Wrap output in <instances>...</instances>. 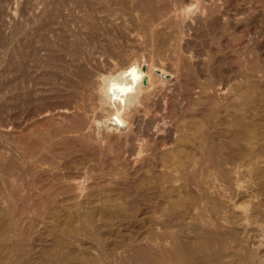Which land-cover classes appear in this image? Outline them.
<instances>
[{"label": "rangeland", "instance_id": "obj_1", "mask_svg": "<svg viewBox=\"0 0 264 264\" xmlns=\"http://www.w3.org/2000/svg\"><path fill=\"white\" fill-rule=\"evenodd\" d=\"M53 1L56 2V0H45V1L44 0H42V1L41 0H33V1L32 0H0V168H1L0 180H2V183H0V187L2 185V187L0 188L1 189L0 195L2 193V196H0V200L3 201V202L0 201V205H1L0 206V208H1L0 209V215H2V216H0L1 217L0 222L3 223L2 224L3 226H1V223H0V226H1L0 227V264H179V262H178L179 255H176V256L174 255V257H173V256H171V253L169 251L170 250L169 248L171 245L170 244L171 236H169V238H168V236H164L163 238H161V240H159V238H157V233H156V230L154 228V220H155L154 218L156 217V215H158L160 213V210H159V212L157 210V213H156L152 204L150 206L147 205L148 208L142 209L141 207H139L140 203L138 201L140 199V196L137 197L138 199L137 198L132 199L135 197L134 195H136V194H132V192H134V190L127 188V186L130 184V180L133 181V179L134 180L136 179L135 181H133L134 182L133 185L136 182V184L133 187L137 188V186H139L140 182L147 178L145 175L148 174V172H147L148 168L147 167H142V168L138 167L137 171H133L134 168L130 167L131 166L130 163H128V165H129V167H128V165L126 163L123 164V162L120 160H118V162L117 161L115 162L114 160H110L108 155L106 156L105 153L99 152L100 149L98 148V141L100 139H97L95 137V132H94L95 129L92 126L91 121H90V117L92 115L98 116L99 111L96 110L95 111L96 113H93V114L91 111H87L86 113H83V111L75 109V108L70 109L66 113L61 109L59 110V108H55V110H52V112L50 114H46V112L43 111V110H45L46 105L54 107V105L56 106L57 104H62L63 101L66 100V96H63L64 93L71 91V90H74V91L79 90V91L83 92L84 94L87 93L91 96L93 95V98H94V95H95L94 92L96 93V86H97V81L95 79L97 76V73L104 72L106 70H113V69H115L116 66L126 67L127 64L129 63L128 61L129 60H130V62L133 61L134 60L133 58L143 59V58H146V56H147L146 59L147 60L149 59V57H150L149 53H148L149 49L145 47L146 36H145L144 32L142 33V31H143L142 24H141V21L139 20V14H138L136 5H135L133 0H99V1L93 0V3L98 4V5H93V3L90 2L89 0H86L88 2V4L84 0H81V1L79 0V2L81 4L78 3L77 0L76 1L73 0V2L70 0L72 2L71 4H70L69 0H61V1L58 0L59 4L56 2V5L54 4L55 6H53ZM145 1L149 2V0H145ZM160 1L162 4H163V2H165V0H160ZM233 1L234 0L229 1V2L232 3ZM235 1H234V3H232V5H237L238 2L242 3L241 0H239V1L235 0ZM244 1L247 2V4L250 6L249 11L246 10L249 13H247L246 11L239 13L238 14L239 16L236 15V18H235L236 21H234L235 19L233 18V19L225 22L222 25L223 27L222 26L220 27L218 25L214 26L209 21H204V22H201V24L203 23V26L205 25L204 27L202 25H200V23H198V24L196 23L197 25L195 24L196 26H194V29H192L190 33L187 34V32H185L184 38H185L186 45L190 44V46H192V47L185 45V49H187L188 52H186L185 54H182L184 57L182 56L183 60L181 59V61H180L179 73L176 71L175 67L173 66L172 59L166 53H160V54L156 53V54H153V56H152V60L155 62V64L161 65V66H163V68H165L166 73L168 74V75L166 74L167 77L170 75L174 76L171 79V81L168 82L169 84L166 83L164 85H161L157 82L154 84V86L156 88L158 87L157 88L158 91L160 90L159 88H161V90L159 92L162 95L166 96L167 99L170 98L169 94L171 95L172 88H174V90H175V91L173 90L174 92H176V91L179 92L177 94H179L178 95L179 100L180 99L182 100V102H180L182 105V111L178 112L177 113L178 116L176 115V117L173 119V121L175 123V124L174 123L173 124L176 125L180 129V131H178V134L188 135L189 138H188L187 142L188 143L190 142L189 144H192L191 142H193V141L196 143L198 141V143H199V139H197V138L199 136V133H201V130H203V131L212 130L211 134H214V137L212 140L213 146H214L213 148H215V146L217 148V149L215 148L214 151H218L221 154L223 152L228 153V150L230 149L231 146H233V143H236L235 148H238V151L240 152L239 158L236 161L238 162L239 173L243 177V179L241 180L242 181L241 182L242 183L241 188L244 189L243 191H241V198H239V200H238L239 209H240V211H238L239 213H241L242 210L243 211H250L253 208V205L256 201H263L264 202V175H263L262 179L259 181L260 184L258 186H256L257 188L253 189V172L251 174V171L253 170V163L252 164L249 163V159L251 158L252 155L248 154V151L253 152V141H255L256 138L259 139L261 137H264V130H255V134L257 135V133H258V135L256 136V138H253V125H252L253 124L252 123L253 122V87H252L253 81H254V83L255 82L257 83L256 91L262 90L264 92V88H263L264 87V66H263L264 65V57L258 58V56L260 54V48L264 50V46H263L264 45V23H263L264 18L262 20V17H264V15H263L264 14V6H263L264 0H259L260 2L258 0H255L256 2L254 0H247V1L243 0V3H245ZM51 2H52V4L50 5ZM89 2L91 3V5ZM111 2L114 4L113 6L116 8V10L118 12L117 16L115 15L116 17L115 16L113 17L111 15L113 18L104 12V10L106 8L105 5L107 3H110V5H111L112 4ZM33 3H35V5H33ZM61 3H62V5H61ZM68 3L71 6H69ZM74 3H75L76 7L72 6V5H74ZM85 3H86V5H85ZM100 3H102V4H100ZM38 5H39V7H37ZM46 5H47V8L45 7ZM26 6H27V8H25ZM31 6H33V7H31ZM34 6L36 8H34ZM52 6H53V8H52ZM63 6L65 8H63ZM260 6H262V7H260ZM41 7H42L41 10L43 12H40ZM54 7H56L57 9ZM72 7L74 10L71 9ZM45 8L48 11L45 10ZM49 8H51V9H49ZM90 8H92L93 11H96V12L91 13L92 9H90ZM127 8L129 10H127ZM257 8H258V11H257ZM259 8H260V12L262 11L261 9H263V11H262L263 14H260ZM252 9H253V11H252ZM34 10H35V12H34ZM38 10H40V11H38ZM72 10H73V13H72ZM78 10H80V11H78ZM30 11L33 15L30 13ZM82 11H84V14ZM250 11H251V13H250ZM28 12L30 14H28ZM66 12H67V14L69 13L72 16V18L70 17L69 14L66 15ZM135 12H137V13H135ZM252 12L253 13L255 12L254 14L256 17L254 16V14H252ZM104 13L106 16L104 15ZM242 13H245V14H242ZM29 15H30V17H29ZM41 15H42V17H41ZM47 15H48V17H47ZM50 15H51V18L53 16V19H51V20H50ZM87 15L90 17H88ZM119 15H121V16L123 15L122 16L123 18ZM241 15H243L244 17ZM259 15H263V16H259ZM31 16H34V17L32 18ZM94 16H95V18H94ZM258 16L260 17V19L258 18ZM81 17H83V18H81ZM30 18H32V20H31L32 22L29 21ZM68 18H70V19H68ZM92 18H94V19H92ZM255 18L257 21L255 20ZM33 19H34V21H33ZM43 19H45V20L43 21ZM47 19H48V21H47ZM83 19H86L85 22L87 23V25L85 22L84 23L82 22ZM250 19H252V20H250ZM76 20H77V22H76ZM93 20H95V21H93ZM254 20H255V22H253ZM260 20L262 23L260 22ZM35 21H36V23H35ZM29 22H30L31 26H29ZM74 22L75 23L79 22V23L74 25ZM208 22H209V24H208ZM240 22H242L243 24L246 25V29H244L245 25H243ZM231 23H234V24L231 25ZM18 24H20V25H18ZM262 24H263V26H262ZM100 25L102 28L100 27ZM116 25H118L117 28H116ZM122 25H123V27H122ZM249 25L251 26V28L253 27L254 29H256L258 33H256L253 28L252 29L254 31L252 30L253 31L252 32ZM47 26H48V28H47ZM94 26L96 27V29ZM126 26H127V28L124 29V27H126ZM241 26L244 28H242ZM50 27H52V29ZM43 28H45V29L43 30ZM58 28H59V30H58ZM80 28H82L83 30H81ZM207 28L211 29V30L209 29L210 32H208ZM236 28L238 30H236ZM241 28L245 31H243ZM249 28H250V30H248ZM49 29H51V30L48 32ZM215 29H216V31H215ZM239 29H241L242 31H239ZM38 30L42 31L40 33L41 38H40V35L37 34ZM36 31H37V33H36ZM51 31H55V34H54V32L51 33ZM32 32H35L36 34L32 33ZM56 33H58L59 36ZM136 33H138V34H136ZM192 33H194V34H192ZM243 33H244V35H243ZM254 33L256 34L257 37L255 36ZM34 35H35V39L33 37ZM94 35H97V36L100 35V36L97 37ZM124 35H125V37H124ZM199 35H201L200 38H199ZM204 35H205V37H204ZM36 36H37V38H36ZM88 37H90V38H88ZM193 37H195V38L197 37L196 40H194L195 38H193ZM49 38H50V40H48ZM123 38H125V39H123ZM202 38L204 39L203 41H202ZM260 38H262V39H260ZM40 39L42 42L40 41ZM96 39H98V40H96ZM103 39H106V40H103ZM200 39L202 42L201 41L198 42ZM225 39H226V41H225ZM245 40L247 41V44H248L247 46L242 43ZM29 41H30V43H28ZM44 41H45V43H43ZM49 41H51V43ZM102 41H103V43H102ZM105 41H106V43H105ZM123 41L126 44L123 43ZM223 41H224V43L222 44ZM34 42H35V44H34ZM132 42L133 43L135 42L134 45L132 44ZM107 43H108L109 47H106V46H108ZM194 43H195V46L193 45ZM18 44H22V46L20 45V50H19L21 53H24L28 50V51H30V53L32 55L31 58L33 60L39 61L38 59H40L39 65H40L41 69H38V71H42V73L46 72L47 73L46 76H48L47 78L49 80L47 78H45L43 80V78H42L43 81L41 83L35 82V83H32V85L29 83H27V84L24 83V80L23 81L20 80L19 85L16 84V80L14 77L15 73H13L14 72V65H13L14 61L13 60L15 58L14 57L15 56V49H16ZM76 44H79V46H77ZM97 44H99V45H97ZM206 44H207V46L204 47V45H206ZM236 44H238V45L234 46ZM139 45H140V47H139ZM198 45H199V47L197 48ZM26 46L29 47V48H27V50H26ZM85 46L88 47V48L86 47L87 52L85 51ZM98 46H99V48H98ZM124 46L126 49L124 48ZM127 46H130V47H127ZM200 46H201V48H200ZM43 47H45V48H43ZM79 47H81V49ZM107 48H108V50H107ZM39 49H40V51H39ZM41 49H43V50H41ZM44 49H46V50L49 49L48 53ZM65 49H67V51L68 50H70V51L67 52ZM212 49L215 50V54H214ZM34 50H35V52H33ZM90 50H91V52H90ZM192 50L195 51V52L193 51L194 53H198V54L203 53V55H204L206 53L205 56L208 55V56H206L207 61L214 63V64L212 63L213 65L211 64L212 65L211 68L209 67V69H207V71H206L207 74H206V77H204V80H202L203 76L199 75L200 72L198 71V69H196L195 66H191V63L188 62V58L185 56V55H188V53L190 51L192 52ZM50 51H52V53ZM84 51L86 52V54ZM105 51L107 52L106 54H105ZM130 51H133L134 55H133V53L131 54ZM203 51H205V52H203ZM44 52H45V54H44ZM101 52H102V54H100ZM111 53H113V54H111ZM125 53L128 54V58L130 57V59H128L126 57L127 54L123 55ZM129 53L131 54L130 56H129ZM40 54L42 55V57ZM253 54L255 55L254 57H253ZM66 55L68 57H66ZM103 55L105 56V58ZM59 56L61 57V59ZM100 56L101 57L103 56L102 59ZM131 56H133V57H131ZM52 57H53V59L50 60ZM55 57L58 58V60ZM62 57H64L65 59L67 58L70 61H68L67 59H66V61H63ZM123 57L125 58L126 61L124 59L122 61ZM43 58H45V59H43ZM89 58H91V59H89ZM59 59L62 61L61 62L62 64H60V62H58V61H60ZM234 59L237 61H235ZM238 59H239V61H238ZM246 59H248V60H246ZM109 60L110 61L112 60V61L110 62ZM184 60H186L187 65L185 64ZM222 60H224L225 62ZM41 61H42V63H41ZM226 61H228V62L226 63ZM249 61H250V63H249ZM69 62L72 63L71 64L72 66L73 65L74 66L73 67L70 66ZM103 62H105V63H103ZM223 62H224V64H223ZM229 62H230V64H229ZM236 62H239L240 65L235 64ZM43 63H47V64L45 65ZM54 63L55 64L57 63L61 67L57 66V64L54 66ZM216 63L218 65H216ZM231 63L233 65H231ZM48 64H50V67H48L49 66ZM248 64H251V65H249L250 68L247 66ZM75 65H78V66H75ZM188 65H190V66H188ZM226 65H228L230 68ZM225 66H226V68L228 67V70H226V68H224ZM234 66H236L237 68H240V69L236 68L237 71L240 70L239 74L237 71L233 70L235 68ZM252 67L256 69L254 75H253V68ZM57 68H58V70H57ZM215 68H217V70ZM218 68H219V70H218ZM214 69H215L216 73H215ZM222 69H223V71L225 69L224 73H223V71H221ZM229 70L233 75L236 73V75H238V77H236V79H233V76H231L232 74H230ZM47 71L51 74H48ZM217 71L219 74L217 73ZM226 71L230 75V76L228 75L229 78H227L228 76H227ZM52 72H53V74H52ZM220 72H222V74ZM72 73H74V74H72ZM80 74H81V80L84 83L83 89H82V87L78 88V87L74 86V84H77V81H78V79L76 77H78ZM220 74H221V76H220ZM65 75H67L68 77ZM69 76H70V78H69ZM225 76H227V77H225ZM56 77H58V78H56ZM220 77H221V79H220ZM218 78H219V80H218ZM224 78H225V80H224ZM68 79H70L69 82L66 81ZM227 79H228V81H227ZM231 79H233V80H231ZM220 80L222 82H224V81L228 82V83L224 82V83H226V88L223 91L217 90V87L219 86ZM47 81H48V83H46ZM71 81L74 82V84L71 83ZM43 82H45V83H43ZM42 83L44 85L46 84L47 86L42 85ZM199 83L201 84V86ZM216 83H218V84H216ZM157 84H158V86H157ZM80 85L81 84L79 83L78 86H80ZM27 86H28V89L26 88ZM245 86L246 87L248 86V91H246L247 89ZM243 87H244V89H243ZM17 88L18 89L20 88L19 91L17 90ZM22 88H23V90H22ZM40 89H41V91H40ZM60 89H63V90H60ZM180 89H182V90H180ZM227 89H229L230 91L227 92ZM49 90H51L52 93ZM54 90H57L59 92H56ZM91 90H92V92H91ZM89 91H90V93H89ZM184 91L185 92L187 91L188 94L186 95ZM225 91H226V93H229V95L224 93ZM25 92H28L29 94H32V95L27 97ZM221 92L223 94H226V95L221 94ZM245 92L247 93V95ZM15 93H19L18 96L17 95L15 96ZM239 93H242L243 96L240 95ZM48 94H49V96L51 95V98H50L51 100L49 99L47 101V99H44V97L48 96ZM213 94H215V95H213ZM248 94H249V96H248ZM184 95H186V96L184 97ZM235 97H236V99H235ZM19 101H21V102L19 103ZM28 102H29V105H28ZM180 103H179V106H180ZM186 103H188V104H186ZM25 104H27V105H25ZM17 105H18V107H17ZM36 105H37V107H36ZM187 105H188V109L185 108V107H187ZM190 106H192L190 109L191 113L189 111H187V110H189ZM196 106H197V108H196ZM31 107L33 108V110ZM229 107H232V108H229ZM235 107H237L236 108L237 110L235 109ZM194 108H195V111H193ZM224 108H225V110H224ZM27 109H29V111L31 110L29 113L30 116L27 113ZM207 109L208 110L210 109V111H209L210 113L206 112V111H208ZM76 110H78V111H76ZM201 110H202L201 113H203V114L200 113ZM230 110L233 114L234 113H236V114L233 116L232 113L230 112ZM243 110H246V111H243ZM35 111H37V112H35ZM74 111H76V112H74ZM242 111L244 113L247 112L246 115L243 113V116H242L241 115ZM38 112H40V113H38ZM59 112H61V114ZM97 112H98V114H97ZM185 112H187V113H185ZM222 112H224V113L222 114ZM31 113L33 115H31ZM71 113H73V114H71ZM76 113L78 115H80V117L83 116V117H81V119L83 118V120H85V122H88L87 126H86V131L81 130L82 132H80V133H64L62 135H58L59 137L49 135L48 137L50 138L49 139L50 141L51 140L54 141L55 138H56L55 141H57V139L61 140L62 143H60V146H61L60 149L62 151L65 150L66 152L68 151V153H66L65 151H63V153H62L63 154L62 157L64 158V156H65V158L62 159L63 162H65V163L63 165L62 164L57 165V168L59 170L55 167L54 172H51V173L47 172L48 174L45 172L47 174V176H45L46 174H42L44 172L40 173V171H39L40 167L38 166V164L36 165L37 168H36V166H34V167L32 166V168H34V170L32 169V172H34L36 170L37 174L40 173V176L37 177V181H40L42 179L44 182L40 181V182H38L39 184L36 182L37 185H40V186L42 185L41 187L33 184L32 182L30 185V183L28 181V179L30 178V175L26 174V176H25V174L22 173V171L20 169H23V170L25 169L24 163L21 161L19 162L17 159V155H16V151H15V144H16L15 138H16L17 134H22V137L24 138L25 135L29 134L31 131L34 130V132H36V133L33 136L38 134L40 137V136H42L43 131L45 132V130L47 129V127L50 124H58L59 122H64V123L70 122L73 120V118L75 119L74 116H76ZM192 113H194V114H192ZM186 114H188L190 116H188ZM208 114H210V115H208ZM230 114L233 116V118L231 117ZM40 115H42V116H40ZM86 115H88V116H86ZM192 115L194 118L193 121H191ZM205 115H206V118H205ZM236 115H238V116H236ZM32 116H33V118H32ZM185 116H186V118H187V116H188V118L190 117L189 118L190 121H188V118L186 120ZM220 116H222V117H220ZM235 116H236V118H234ZM245 116H246V118H245ZM180 117L185 118V120L187 122L185 123V120L181 119ZM76 118H77V116H76ZM256 118H258V117H256ZM262 118H264V112H263ZM198 119H199V121H198ZM205 119H207V120H205ZM233 119H235V121ZM194 120H195V122H194ZM232 120L234 121L233 122L234 124H236V122L239 123L238 127H237V125L236 126L231 125ZM180 121L182 123L184 122V125H185V126L183 125L184 127L182 126ZM221 121H224V123ZM259 121H261V120H259ZM18 122L20 123V127L19 126L17 127ZM34 122L35 123L37 122V123L35 124ZM38 122L41 124H39ZM189 122H190V124H192V122H194L195 124L194 123L192 124V126L193 125L194 126L190 127ZM32 123H34L35 125ZM207 123H209V125ZM240 123H243V124H240ZM204 124H205V126H204ZM223 124H225V126ZM188 125H189V127H188ZM199 125H200V127H199ZM243 125H248V126H244V128L247 127L250 129L246 130L247 128H245V130H244ZM23 127L26 129H24ZM224 127L227 130H225ZM234 127H237V128H234ZM190 128H192L193 131ZM194 128H195V130H194ZM35 129H36V131H35ZM217 129H219V130H217ZM25 130L28 132L25 133ZM213 130H214V132H213ZM231 130H233V131H231ZM194 131H195V133H194ZM22 132H24V133H22ZM189 133H190V135H189ZM216 133H219V134L222 133V134L219 135ZM233 133H235V134L237 133V135H235L236 137L234 136ZM78 134L85 135V138H86L85 141L86 142H83L82 140H80V138L77 139L74 137V136H77ZM117 134H118L117 132H113L111 134L104 133V135H103L104 137L101 139H103V140H106L108 138L114 139L115 136H117ZM105 135H107V136H105ZM232 135H233V137H232ZM183 137L181 136V138H179V140L180 141H181V139L183 140ZM218 137H220V138L217 139ZM232 139H234V140H232ZM236 139H237V141H236ZM62 140L65 141V143ZM230 141L233 142V143L231 142L232 143L231 146H230V144H231ZM13 142H14V144H13ZM182 142H184V140ZM77 144H79L80 146ZM71 146H72V148H71ZM219 146H221V147L219 148ZM228 147H229V149H228ZM223 148H225V150H223ZM77 150L80 152H78ZM262 150L264 151V148ZM87 153H88L89 157H87ZM224 154H226V153H223L222 156H224ZM263 155H264V153H263ZM79 156H81L82 159ZM95 156H96V158H95ZM39 157H41L40 152H38L35 155V157H33V159H39ZM106 158H108V159H106ZM66 160L69 163V165H68V163L66 164ZM252 161H253V159H252ZM91 162L95 163V164H92ZM70 163L74 164V165H71ZM76 163L81 164V167L79 165L77 166ZM84 163H86V164H84ZM119 163H122L123 166ZM19 164L20 165L22 164L23 166L22 165L18 166ZM115 164L118 165L119 167L121 166V168L116 167ZM3 165L4 166L6 165V167H1ZM101 165H102V167H101ZM224 165H225L224 169L227 171L230 164H228V162H227ZM259 165L261 166L262 163H260ZM69 166H70V168H69ZM82 166H84L85 168ZM126 167H128L129 170L124 169ZM3 168H5V169H3ZM8 168H10V170ZM11 169L13 171L14 170L15 171L13 172ZM108 169H109V171H108ZM119 169L122 171H120ZM91 170H92V172L89 173L88 171H91ZM102 170H104V171H102ZM116 170H118V171H116ZM74 171H76V172H74ZM85 171H86V174L88 172V174L90 176L86 175L88 177H85V179H84L83 174H85ZM97 171L98 172L101 171V172H103V174L101 172L98 173ZM123 171H125V172H123ZM155 171L158 172V168H156V167L153 168L152 172L149 174L150 177L147 179H152L151 176L154 177L155 174H156L155 176H157V174H159V172L155 173ZM106 172L109 174H107ZM133 172H135V176H134ZM17 173H20L19 177H18L19 174L17 175ZM25 173H27V172H25ZM54 173H56V174H54ZM123 173L125 174L126 177L124 176ZM15 174H16V176H15ZM52 174H53V177H51ZM65 174H67V175L65 176ZM74 174H76V175H74ZM13 175L15 177H13ZM73 175L81 180L80 183H81V187L83 188V190H82V188L77 189L76 187H74V185L69 183L70 181H72V177H74ZM80 175L82 176V178ZM96 175H97V177L98 176L99 177L97 178ZM115 175H117V176H115ZM129 175L131 177L134 176L136 178L132 179ZM114 176L117 178H115ZM119 176H121V177H119ZM9 177H10V179H9ZM48 177H50V178L48 179ZM56 177H57V179H56ZM104 177H106V178H104ZM140 177L142 178V180H139V179H141ZM11 178L15 179V180H13L14 184H7L8 181L6 179H8L9 182L12 183ZM19 178L22 180H20ZM60 178H61V180H60ZM50 180H53V181H50ZM84 180H85V182H82ZM117 180H118V183H117ZM125 180H127V181H125ZM137 180H139L140 182ZM62 181H64V182H62ZM67 181H69V182H67ZM113 181H115L114 184H113ZM21 182L23 183V185H24V183L26 184V189H22V188H25V185L23 186L21 184ZM45 182H47L49 185L47 183L44 184ZM15 183L16 184L19 183L18 186H21V188L19 187L20 190H22L19 192L20 195L21 194H23V196L25 195L27 197V199L31 198V195L36 196V198L34 196L31 199L35 202L29 200L30 203L33 202L32 204H34V207L32 208L33 210L30 208H24V206H22V205H25V203H26L25 196L24 197H22V196L18 197V199H20V201L14 200V198L15 199L17 198L16 194L13 193V192H15V190H14L16 188L15 186H17V185H15ZM84 183H85V186H84ZM3 185H6V186H3ZM8 185H10V187H8ZM11 185H13V186H11ZM29 185H30V187H29ZM47 185H48V187H47ZM13 187H15V188H13ZM27 187H28V189L31 188L30 190H28L29 192L31 191L29 194H25ZM43 187H44V189L42 191L41 189ZM54 187H55V189H54ZM119 187H121V188H119ZM7 188H10L8 190H12V192H10L11 195L10 194L7 195V193H6ZM51 188H53V189H51ZM38 189H40V191ZM46 189H49L50 191H47ZM58 189L59 190L61 189V190L59 191ZM5 190H6V192H5ZM44 190L47 191L46 192L47 194L44 192ZM55 190L58 191L59 193H57ZM119 190H121V192ZM257 190L259 191L258 197L253 198V192H255ZM53 191H55V192H53ZM117 191H119V196L117 195L118 194ZM34 192L35 193L38 192V193L34 194ZM78 193L80 194V196L78 195ZM120 193L121 194L124 193V196H122ZM39 194L40 195L42 194L43 198H42V196H39ZM14 195H15V197H14ZM7 196H9V198ZM11 196L13 197V200H12L13 204L10 203V202H12ZM37 197H39V198H37ZM86 198H87V200H86ZM22 199L25 201V203H23ZM126 199L128 202H124V201H126ZM130 199H132L133 201ZM9 200H10V202L8 203ZM20 202L22 203V205H20L21 204ZM85 202H86V204H85ZM134 202H135V205H134ZM140 202H141V199H140ZM3 203H5V204H3ZM120 203L122 204L121 206H120ZM35 204H36V206H35ZM109 204L110 205L117 204V205H116L115 209L114 208H111V209L102 208V207H106L103 205H109ZM127 204H128V206H126ZM131 204H133L137 208H135ZM2 205H3V208H2ZM5 205H6V207H5ZM137 205H139V206H137ZM9 206H10V208H9ZM42 206L44 208H42ZM35 207H37L38 209ZM119 207H121V210ZM5 208L10 209V210L12 208V210L7 211V210H5ZM241 208L248 209V210H244ZM22 209H23V211H22ZM15 210H16V212H15ZM26 210H28V211H26ZM4 211H7V212L10 211L11 214H7V212H4ZM5 213L9 216H7ZM10 215H11V218H10ZM88 218L90 219V221ZM1 219H3V221ZM14 219H15V221H14ZM67 221L70 223H68ZM167 233H169V231ZM171 234H172V231H171ZM218 245L221 246L220 247L221 251L218 254L225 255L230 250L229 248H227V246H228L227 243L225 245L223 243H218ZM183 252L186 253L185 251H183ZM221 257H223V256H221ZM221 257L216 259V257L214 256L212 258L213 259L212 261H210L209 263H205L204 261L200 260V258H201L200 255H197V256L193 255L192 256V258L198 264H199V261H200V264H222L224 259H222ZM225 260H227V261L223 262V264H247L248 263L247 258L238 257V255L233 256V257H229L228 259H225ZM220 261H222V262H220ZM183 263L184 264L186 263L184 261V258H183Z\"/></svg>", "mask_w": 264, "mask_h": 264}, {"label": "bare ground", "instance_id": "obj_2", "mask_svg": "<svg viewBox=\"0 0 264 264\" xmlns=\"http://www.w3.org/2000/svg\"><path fill=\"white\" fill-rule=\"evenodd\" d=\"M33 1V0H32ZM42 1V0H41ZM45 1V0H44ZM61 1V0H60ZM70 1V0H69ZM73 2V0H71ZM70 1V4L72 3ZM76 1V0H74ZM78 3L79 0H77ZM81 1V0H80ZM86 1V0H84ZM90 2L93 3V0H89ZM99 1V0H98ZM138 14H139V20L141 21L142 24V33H145L146 36V42H145V47L149 49V59L147 60V56L146 58L143 59H135L133 61H140L142 63V70L145 73V83L142 81V87H143V95H141L139 97L140 100V104L137 106L135 104L136 101V97L135 96H129L128 97V102L130 105L129 111L125 113V118L128 121L127 125L125 127L120 128L119 131H116L118 134L117 136H115V138H108L106 140L100 139L98 141V148L100 149L99 152L101 153H105L106 156H109L110 160H114L115 162L118 160L122 161L123 164L126 163L128 165V163L131 164L130 167L134 168L133 171H137L138 167H147V172L148 174L145 175L147 178H149V174L152 172L153 168H158V172L159 174H157V176L154 175V177L151 176L152 179H144L142 180L139 184V186H137V188L133 187L135 184L133 185V181H135L133 178L135 176V172L134 176L130 177L133 179V181L130 180V184L127 186L128 189H132L134 190V192H132V194H136L134 195L132 199L137 198L138 196H140V199L138 200L140 203V206L142 209L144 208H148V206H150L152 204V206L155 209V212L157 213V210L160 213L158 215H156V217L154 218V228L156 230L157 233V238H159V240H161V238H163L164 236H171V240H170V253L171 256L174 257V255H179V259L178 262L179 264H184L183 263V258L184 261L186 262L185 264H198L197 262H195V260L192 258V256H197L200 255V260L204 261L205 263H209L210 261H212L213 257L215 256L216 259L221 257L223 260V262L227 261L225 259H228L229 257H233L238 255V257H245L247 258L248 263L247 264H264V202L263 201H256L253 205V208L250 211H243L241 213H239L238 211H240L239 209V203L238 200L239 198H241V191H243L244 189L241 188V180L243 179L242 175L239 173V168H238V162L236 161L239 158V154L240 152L238 151V148H235L236 143H233L232 141H230V149L228 147V153L227 152H223L226 153L224 154V156H222V154L218 151H214L215 148H213V137L214 134H211L212 130H201V133H199V136L197 139H199V143L197 141L196 142H191L192 144H189L188 141V135H180L178 134V131H180V129L174 125V121L173 119L176 117L177 113L182 111V105L180 102H182V100H179V93L178 91L174 92V88H172L171 91V95L169 94V99H167L166 96L162 95L159 91L161 90V88H159L160 90L158 91L157 88L154 86L155 83H159L161 85H164L168 82L171 81V79L174 76H166V70L165 68H163V66L161 65H157L155 64V62L152 60V56L153 54H160V53H166L173 62V66L175 67L176 71L179 73L180 71V61L182 58V54H185L187 51V49H185V38H184V34L185 32L190 33L192 29H194V26H196L198 23H200V25L203 26V23L201 24V22L204 21H209L210 23H212L214 26L218 25V26H222L225 22L231 20V19H235L236 15H238L241 12H245L246 10L249 11L250 6L247 4V2L243 3V0H241L242 3L238 2L237 5H232V3H234V1L231 3L229 1L232 0H165V2H163V4L161 3L160 0H149V2H146L145 0H133ZM239 1V0H238ZM247 1V0H246ZM255 1V0H254ZM259 1V0H258ZM16 2V1H15ZM56 2L58 3V0H56ZM56 2L53 1V6L56 5ZM65 2V1H64ZM89 2V3H90ZM106 2V1H105ZM236 2V1H235ZM256 2V1H255ZM260 2V1H259ZM10 3V2H9ZM37 3V2H36ZM86 3L88 4V2L86 1ZM85 3V5H86ZM112 3V2H111ZM131 3V2H130ZM263 3V2H262ZM39 4V3H38ZM49 4V3H48ZM47 4V5H48ZM52 4V2L50 3V5ZM55 4V5H54ZM59 4V3H58ZM81 4V3H80ZM102 4V3H100ZM166 4V5H165ZM236 4V3H235ZM253 4V3H252ZM256 4V3H255ZM254 4V5H255ZM33 5H35V3H33ZM45 5V4H44ZM47 5L45 6L47 8ZM62 5V3H61ZM69 5V3H68ZM91 5V3H90ZM93 5H98V4H94ZM114 4L112 3L110 5V3H107L105 5V10L104 12L109 15V16H117V10L116 8L113 6ZM132 5V4H131ZM130 5V6H131ZM258 5V4H257ZM263 5V4H262ZM52 6V8H53ZM71 6V5H69ZM75 6V3L74 5ZM84 6V5H83ZM82 6V7H83ZM89 6V5H88ZM264 6V5H263ZM33 7V6H31ZM39 7V5L37 6ZM44 7V6H43ZM68 7V6H67ZM76 7V6H75ZM96 7V6H95ZM262 7V6H260ZM27 8V6L25 7ZM30 8V7H29ZM34 8H36L34 6ZM45 8V10H47ZM56 8V7H54ZM63 8H65L63 6ZM80 8V7H79ZM102 8V7H101ZM126 8V7H125ZM33 9V8H32ZM42 9V7L40 8V10ZM51 9V8H49ZM57 9V8H56ZM73 9V7L71 8ZM81 9V8H80ZM92 9V8H90ZM13 10V9H12ZM17 10V9H16ZM38 10V11H40ZM55 10V9H54ZM62 10V9H61ZM74 10V9H73ZM72 10V13H73ZM127 10H129L127 8ZM256 10V9H255ZM263 11V9H261ZM48 11V10H47ZM46 11V12H47ZM51 11V10H50ZM49 11V12H50ZM57 11V10H56ZM80 11V10H78ZM86 11V10H85ZM134 11V10H133ZM246 11V12H247ZM253 11V9H252ZM258 11V8H257ZM256 11V12H257ZM261 11V12H262ZM17 12V11H16ZM35 12V10H34ZM40 12H43L42 10ZM39 12V13H40ZM45 12V13H46ZM62 12V11H61ZM76 12V11H75ZM84 14V11H82ZM90 12V11H89ZM92 12H96L93 11V9L91 10ZM100 12V11H99ZM98 12V13H99ZM259 12H260V8H259ZM260 14H263V12ZM15 13V12H14ZM31 13V11H30ZM28 12V14H30ZM51 13V12H50ZM56 13V12H55ZM104 13V15H105ZM137 13V12H135ZM249 13V12H247ZM251 13V11H250ZM255 13V12H254ZM252 12V14H254ZM18 14V13H17ZM32 14V13H31ZM54 14V13H53ZM69 14V13H68ZM66 12V15H68ZM82 14V13H81ZM86 14V13H85ZM89 14V13H88ZM94 14V13H93ZM103 14V13H102ZM101 14V15H102ZM245 14V13H242ZM33 15V14H32ZM37 15V14H36ZM70 15V14H69ZM264 15V14H263ZM263 15H259V16H263ZM40 16V15H39ZM46 16V15H45ZM64 16V15H63ZM79 16V15H78ZM88 16V15H87ZM92 16V15H91ZM106 16V15H105ZM111 16V17H112ZM115 16V17H116ZM121 16V15H119ZM123 16V15H122ZM121 16V17H122ZM239 16V15H238ZM243 16V15H241ZM246 16V15H245ZM252 16V15H251ZM255 16V14H254ZM258 16V18L260 19V17ZM18 17V16H17ZM30 17V15H29ZM32 18L34 16H31ZM42 17V15H41ZM48 17V15H47ZM65 17V16H64ZM67 17V16H66ZM70 17L72 18V16L70 15ZM86 17V16H85ZM84 17V18H85ZM90 17V16H88ZM108 17V16H107ZM110 17V18H111ZM112 17V18H113ZM244 17V16H243ZM256 17V16H255ZM32 18H30L29 21L32 20ZM37 18V17H36ZM39 18V17H38ZM83 18V17H81ZM80 18V19H81ZM95 18V16H94ZM92 18V19H94ZM123 18V17H122ZM121 18V19H122ZM240 18V17H239ZM253 18V17H252ZM264 17H262L263 20ZM49 19V18H48ZM47 19V21H48ZM53 19V16L51 18L50 15V20ZM70 19V18H68ZM75 19V18H74ZM79 19V18H78ZM258 19V20H259ZM19 20V19H18ZM21 20V19H20ZM38 20V19H37ZM45 19H43L44 21ZM82 20V19H81ZM86 19H83V23L85 22ZM97 20V19H96ZM116 20V19H115ZM252 20V19H250ZM256 20V18H255ZM255 20L253 22H255ZM34 21V19H33ZM53 21V20H52ZM75 21V20H74ZM90 21V20H89ZM95 21V20H93ZM236 21V19L234 20ZM233 21V22H234ZM257 21V20H256ZM17 22V21H16ZM32 22V21H31ZM51 22V21H50ZM77 22V20H76ZM88 22V21H87ZM99 22V21H98ZM108 22V21H107ZM113 22V21H112ZM111 22V23H112ZM116 22V21H115ZM208 22V24H209ZM261 22V20H260ZM36 23V21H35ZM40 23V22H39ZM79 23V22H78ZM74 22L75 24H78ZM86 23V22H85ZM92 23V22H91ZM104 23V22H103ZM106 23V22H105ZM197 23V24H196ZM235 23V22H234ZM234 23H231V25H233ZM237 23V22H236ZM242 23V22H240ZM262 23V22H261ZM264 23V22H263ZM42 24V23H41ZM45 24V23H44ZM49 24V23H48ZM47 24V25H48ZM89 24V23H88ZM95 24V23H94ZM93 24V25H94ZM125 24V23H124ZM196 24V25H195ZM207 24V25H208ZM243 24V23H242ZM250 24V23H249ZM252 24V23H251ZM20 25V24H18ZM43 25V24H42ZM80 25V24H79ZM85 25V24H84ZM87 25V23H86ZM104 25V24H103ZM110 25V24H109ZM245 25V24H243ZM29 26L30 22H29ZM81 26V25H80ZM136 26V25H135ZM199 26V25H198ZM205 26V25H204ZM203 26V27H204ZM212 26V25H211ZM250 26V25H249ZM254 26V25H253ZM263 26V24H262ZM15 27V26H14ZM20 27V26H19ZM56 27V26H55ZM83 27V26H82ZM95 27V26H94ZM101 27V25H100ZM107 27V26H106ZM118 27V25H116V28ZM123 27V25H122ZM210 27V26H209ZM223 27V26H222ZM240 27V26H239ZM238 27V28H239ZM242 27V26H241ZM35 28V27H34ZM38 28V27H37ZM48 28V26H47ZM52 29V27H50ZM98 28V27H97ZM102 28V27H101ZM126 27H124V29H126ZM129 28V27H128ZM200 28V27H199ZM202 28V27H201ZM214 28V27H213ZM219 28V27H218ZM244 28V27H242ZM241 28V29H242ZM251 28V26H250ZM250 28L248 30H250ZM253 28V27H252ZM251 28V31L254 29ZM261 28V27H260ZM42 29V28H41ZM45 28H43L44 30ZM49 29L48 32L51 30ZM77 29V28H76ZM81 30H83L82 28H80ZM79 29V30H80ZM96 29V27H95ZM139 29V28H138ZM208 29V28H207ZM210 29V28H209ZM208 29V32H210V30ZM241 29H239V31H242ZM246 29V25L245 28ZM37 30V29H36ZM40 30V29H39ZM38 33L36 31L37 34L40 35L41 38V32L39 31ZM54 30V29H53ZM59 30V28H58ZM129 30V29H128ZM219 30V29H218ZM235 30V29H234ZM236 30H238L236 28ZM256 33L257 30L254 29ZM253 30V31H254ZM140 31V30H139ZM201 31V30H200ZM216 31V29H215ZM245 31V30H243ZM252 31V32H253ZM259 31V30H258ZM263 31V30H262ZM55 31H51V33ZM59 32V31H58ZM79 32V31H78ZM104 32V31H103ZM111 32V31H110ZM237 32V31H236ZM250 32V31H249ZM16 33V32H15ZM35 33V32H32ZM35 33V34H36ZM44 33V32H43ZM94 33V32H93ZM120 33V32H119ZM201 33V32H200ZM203 33V32H202ZM213 33V32H212ZM218 33V32H217ZM238 33V32H237ZM236 33V34H237ZM58 35V33H56ZM138 34V33H136ZM194 34V33H192ZM197 34V33H196ZM255 34V33H254ZM16 35V34H15ZM18 35V34H17ZM87 35V34H86ZM90 35V34H89ZM88 35V36H89ZM190 35V34H189ZM212 35V34H211ZM244 35V33H243ZM259 35V34H258ZM59 36V35H58ZM97 36V35H94ZM100 36V35H99ZM97 36V37H99ZM120 36V35H119ZM198 36V35H197ZM217 36V35H216ZM256 36V34H255ZM29 37V36H28ZM35 39V35L33 36ZM96 37V38H97ZM125 37V35H124ZM191 37V36H190ZM201 37V35H199V38ZM205 37V35H204ZM257 37V36H256ZM262 37V36H261ZM37 38V36H36ZM90 38V37H88ZM87 38V39H88ZM101 38V37H100ZM195 38V37H193ZM192 38V39H193ZM197 38V37H196ZM196 38L194 40H196ZM222 38V37H221ZM84 39V38H83ZM125 39V38H123ZM223 39V38H222ZM239 39V38H238ZM258 39V38H257ZM262 39V38H260ZM50 40V38L48 39ZM47 40V41H48ZM98 40V39H96ZM106 40V39H103ZM204 39L202 38V41ZM229 40V39H228ZM38 41V40H37ZM41 41V39H40ZM90 41V40H89ZM201 39L198 41L200 42ZM201 41V42H202ZM207 41V40H206ZM219 41V40H218ZM226 41V39H225ZM241 41V40H240ZM263 41V40H262ZM42 42V41H41ZM51 43V41H49ZM79 42V41H78ZM95 42V41H94ZM108 42V41H107ZM233 42V41H232ZM30 43V41L28 42ZM37 43V42H36ZM45 43V41L43 42ZM53 43V42H52ZM81 43V42H80ZM103 43V41H102ZM106 43V41H105ZM110 43V42H109ZM123 43H125L123 41ZM135 43V42H134ZM134 43L132 42V44L134 45ZM224 43V41L222 42V44ZM244 45H248L247 41H243L242 42ZM35 44V42H34ZM115 44V43H114ZM126 44V43H125ZM201 44V43H200ZM210 44V43H209ZM242 44V45H243ZM20 45L22 46V44H18L16 49H15V58H14V72L15 73V80H16V84L19 85L20 80H24V83H29L32 85V83H41L45 78H47L48 76H46V72L42 71H38V69L40 68L39 62L40 59H38L39 61L33 60L31 58V53L30 51L27 50L26 46V52L21 53L20 50ZM59 45V44H58ZM70 45V44H69ZM75 45V44H74ZM77 46H79V44H76ZM81 45V44H80ZM99 45V44H97ZM101 45V44H100ZM108 45V43H107ZM141 45V44H140ZM139 45V47H140ZM195 46V43L193 44ZM238 44L234 45L237 46ZM32 46V45H31ZM42 46V45H41ZM47 46V45H46ZM95 46V45H94ZM102 46V45H101ZM186 46H190L186 45ZM202 46V45H201ZM200 46V48H201ZM207 46L204 45V47ZM209 46V45H208ZM224 46V45H223ZM264 46V45H263ZM58 47V46H57ZM87 46H85V51ZM106 47H109L106 46ZM112 47V46H111ZM130 47V46H127ZM192 47V46H190ZM199 47V45L197 46V48ZM225 47V46H224ZM242 47V46H241ZM24 48V47H23ZM45 48V47H43ZM61 48V47H60ZM81 49V47H79ZM88 48V47H87ZM99 48V46H98ZM122 48V47H121ZM125 48V46H124ZM189 48V47H188ZM194 48V47H193ZM228 48V47H227ZM245 48V47H244ZM71 49V48H70ZM92 49V48H91ZM113 49V48H112ZM115 49V48H114ZM126 49V48H125ZM124 49V50H125ZM43 50V49H41ZM46 50V49H44ZM67 51V49H65ZM77 50V49H76ZM108 50V48H107ZM201 50V49H200ZM203 50V49H202ZM207 50V49H206ZM213 50V49H212ZM244 50V49H243ZM262 50V51H261ZM13 51V50H12ZM40 51V49H39ZM38 51V52H39ZM47 53L49 51V49L46 50ZM45 51V52H46ZM70 51V50H68ZM67 51V52H68ZM84 51V52H85ZM116 51V50H115ZM194 50H192L193 52ZM211 51V50H210ZM217 51V50H216ZM35 52V50L33 51ZM37 52V51H36ZM44 52V54H45ZM52 53V51H50ZM87 52V51H86ZM85 52V54H86ZM91 52V50H90ZM117 52V51H116ZM125 52V51H124ZM131 54L133 53V51H130ZM191 51L188 53V55H185L188 58V62L191 63V66H195L196 69H198V71L200 72V76H203L202 80H204V77H206V71L207 69H209V67L211 68V66L214 64L207 61V57L208 55L205 56V54L203 55V53H192ZM202 52V51H201ZM205 52V51H203ZM214 54H215V50H213ZM218 52V51H217ZM41 53V52H40ZM99 53V52H98ZM107 52L105 51V54ZM247 53V52H246ZM43 54V55H44ZM102 54V52L100 53ZM104 54V53H103ZM113 54V53H111ZM127 53L123 54L126 55ZM129 53V56L131 55ZM229 54V53H228ZM41 55V54H40ZM58 55V54H57ZM60 55V54H59ZM78 55V54H77ZM82 55V54H81ZM97 55V54H96ZM115 55V54H114ZM134 55V53H133ZM232 55V54H231ZM13 56V55H12ZM47 56V55H46ZM51 56V55H50ZM55 56V55H54ZM92 56V55H91ZM104 56V55H103ZM102 56V57H103ZM137 56V55H136ZM255 55L253 54V57ZM42 57V55H41ZM57 57V56H56ZM55 57V58H56ZM60 57V56H59ZM65 57V56H64ZM62 57L63 61H66V59ZM66 57H68L66 55ZM82 57V56H81ZM80 57V58H81ZM101 57V56H100ZM99 57V58H100ZM101 57V59H102ZM114 57V56H113ZM126 57L128 58V54L126 55ZM133 57V56H131ZM184 57V56H183ZM227 57V56H226ZM229 57V56H228ZM240 57V56H239ZM248 57V56H247ZM246 57V58H247ZM259 57H264V50L260 48V54L258 56ZM37 58V57H36ZM54 58V59H55ZM71 58V57H70ZM88 58V57H87ZM93 58V57H92ZM105 58V56H104ZM245 58V57H244ZM45 59V58H43ZM53 57L50 59L52 60ZM58 60V58H56ZM61 59V57H60ZM59 59V60H60ZM65 59V60H64ZM91 59V58H89ZM125 60V58H122ZM130 59V57L128 58ZM218 59V58H217ZM230 59V58H229ZM232 59V58H231ZM250 59V58H249ZM47 60V59H46ZM68 60V59H67ZM104 60V59H103ZM187 60V59H186ZM186 60H184L185 64L187 63ZM214 60V59H213ZM216 60V59H215ZM235 60V59H234ZM248 60V59H246ZM70 61V60H68ZM76 61V60H75ZM110 61V60H109ZM112 61V60H111ZM110 61V62H111ZM126 61V60H125ZM133 61L130 62V60L128 61L129 63L127 64V66L129 64H131ZM224 61V60H222ZM221 61V62H222ZM233 61V60H232ZM237 61V60H235ZM239 61V59H238ZM254 61V60H253ZM47 62V61H46ZM53 62V61H52ZM60 62V64H62L61 60L58 61ZM77 62V61H76ZM114 62V61H113ZM183 62V61H182ZM225 62V61H224ZM223 62V64H224ZM228 61H226L227 63ZM42 63V61H41ZM51 63V62H50ZM79 63V62H78ZM105 63V62H103ZM234 63V62H233ZM248 63V62H247ZM250 63V61H249ZM43 64H47V63H43ZM57 64V63H56ZM54 63V66L56 65ZM70 66H72L70 63ZM212 64V65H211ZM230 64V62H229ZM235 64L240 65L239 62H236ZM263 64V63H262ZM42 65V64H41ZM50 67V64H48ZM67 65V64H66ZM105 65V64H104ZM187 65V64H186ZM216 65H218L216 63ZM220 65V64H219ZM231 65H233L231 63ZM237 65V66H238ZM248 64L247 66L249 67ZM261 65V64H260ZM44 66V65H43ZM57 66H59L57 64ZM74 66V65H73ZM72 66V67H73ZM78 66V65H75ZM126 66V67H127ZM144 66V68H143ZM190 66V65H188ZM187 66V67H188ZM228 66V65H226ZM226 66L224 68H226ZM264 66V65H263ZM46 67V66H45ZM53 67V66H52ZM61 67V66H59ZM186 67V66H185ZM221 67V66H220ZM229 67V66H228ZM228 67L226 68V70H228ZM235 68L233 70H236V66H234ZM259 67V66H258ZM54 68V67H53ZM76 68V67H75ZM120 68H124L123 66H116L115 69L113 70H106L104 72L107 71H117ZM191 68V67H190ZM189 68V69H190ZM230 68V67H229ZM250 68V67H249ZM253 68V67H252ZM48 69V68H47ZM46 69V70H47ZM55 69V68H54ZM70 69V68H69ZM182 69V68H181ZM187 69V68H186ZM217 70V68H215ZM214 69V71H215ZM240 69V68H237ZM44 70V69H43ZM45 70V71H46ZM58 70V68H57ZM61 70V69H60ZM219 70V68H218ZM255 68H253V75L255 74ZM170 71V70H169ZM223 71V69L221 70ZM225 71V69H224ZM223 71V73H224ZM238 70V74H239ZM48 72V71H47ZM70 72V71H69ZM188 72V71H187ZM212 72V71H211ZM230 72V70H229ZM233 72V71H232ZM257 72V71H256ZM55 73V72H54ZM59 73V72H58ZM190 73V72H189ZM196 73V72H195ZM216 73V71H215ZM218 73V71H217ZM222 74V72H220ZM227 73V71H226ZM234 73V72H233ZM243 73V72H242ZM48 74H51L48 72ZM53 74V72H52ZM63 74V73H62ZM74 74V73H72ZM85 74V73H84ZM198 74V73H197ZM219 74V73H218ZM217 74V75H218ZM220 74V76H221ZM230 74H232L230 72ZM263 74V73H262ZM168 75V74H167ZM216 75V76H217ZM229 74L227 73V76ZM261 75V74H260ZM53 76V75H52ZM67 76V75H65ZM214 76V75H213ZM225 76V77H227ZM230 76V75H229ZM229 76L227 78H229ZM233 79H236V77H238V75H236V73L233 75ZM13 77V78H14ZM54 77V76H53ZM60 77V76H59ZM68 77V76H67ZM219 77V76H218ZM224 77V76H223ZM43 78V80H42ZM51 78V77H50ZM58 78V77H56ZM70 78V76H69ZM78 79L77 84H74V82L71 81V83L74 84V86L76 87H82L84 86L83 81L81 80V74L76 77ZM186 78V77H185ZM198 78V77H197ZM48 79V78H47ZM61 79V78H60ZM59 79V80H60ZM94 79V78H93ZM208 79V78H207ZM221 79V77H220ZM231 79V80H233ZM14 80V79H13ZM49 80V79H48ZM54 80V79H53ZM62 80V79H61ZM91 80V79H90ZM190 80V79H189ZM214 80V79H213ZM219 80V78H218ZM225 80V78H224ZM238 80V79H237ZM64 81V80H63ZM67 82L70 81V79L66 80ZM161 81H163V83H161ZM182 81V80H181ZM208 81V80H207ZM216 81V80H215ZM228 81V79H227ZM227 81H224L226 83H228ZM253 81V80H252ZM251 81V82H252ZM256 81V80H255ZM186 82V81H185ZM222 82L221 80L219 81V86L217 87V90L219 91H223L226 88V83ZM234 82V81H233ZM238 82V81H237ZM23 83V82H22ZM45 83V82H43ZM42 83V85H44ZM48 83V81L46 82ZM61 83V82H60ZM59 83V84H60ZM81 84L80 86H78V84ZM204 83V82H203ZM256 83V82H255ZM253 81V138H256L257 135L255 134V130H264V118H262L263 112H264V92L261 91H256L257 88V83L255 84ZM25 84V85H26ZM169 84V83H168ZM200 84V83H199ZM218 84V83H216ZM247 84V83H246ZM14 85V84H13ZM21 85V84H20ZM39 85V84H38ZM41 85V86H42ZM49 85V84H48ZM203 85V84H202ZM233 85V84H232ZM237 85V84H236ZM245 85V84H244ZM35 86V85H34ZM44 86H47L46 84ZM43 86V87H44ZM158 86V84H157ZM160 86V85H159ZM201 86V84H200ZM262 86V85H261ZM51 87V86H50ZM236 87V86H235ZM246 87V86H245ZM28 89V86L26 87ZM32 88V87H31ZM77 88V89H78ZM186 88V87H185ZM229 88V87H228ZM264 88V87H263ZM20 89V88H19ZM19 89L17 88V90L19 91ZM33 89V88H32ZM45 89V88H44ZM55 89V88H54ZM206 89V88H205ZM214 89V88H213ZM232 89V88H231ZM235 89V88H234ZM244 89V87H243ZM242 89V90H243ZM246 91H248V86L246 87ZM250 89V88H249ZM23 90V88H22ZM36 90V89H35ZM39 90V89H38ZM63 90V89H60ZM87 90V89H86ZM174 90V91H173ZM177 90V89H176ZM182 90V89H180ZM32 91V90H31ZM41 91V89H40ZM48 91V90H47ZM51 91V90H49ZM56 92H59L57 90H54ZM85 91V90H84ZM167 91V90H166ZM196 91V90H195ZM230 91L229 89H227V92ZM92 92V90H91ZM169 92V91H168ZM185 92V91H184ZM193 92V91H192ZM242 92V91H241ZM26 96H30L32 94H29L28 92H25ZM52 93V91H51ZM90 93V91H89ZM195 93V92H194ZM226 93V91L224 92ZM243 93V92H242ZM242 93H239L240 95L243 96ZM246 93V92H245ZM19 93H15V96H18ZM94 98L93 95H89V94H84L83 92L79 91V90H71L68 91L66 93H64L63 96H66V100L63 101L62 104H57L56 106L54 105V107L46 105L45 106V111L46 114H50L52 112V110H55V108H59V110H63L65 113L68 112L70 109H78L83 111V113H86L87 111H91L92 114L96 113L95 111L98 109L99 105H98V99H99V94L96 92H94ZM185 94L187 95V91L185 92ZM193 94V93H192ZM220 94V93H219ZM221 94H223L221 92ZM227 95H229V93H226ZM223 94V95H226ZM40 95V94H39ZM168 95V94H167ZM181 95V94H180ZM184 95V97L186 96ZM191 95V94H190ZM195 95V94H194ZM198 95V94H197ZM215 95V94H213ZM222 95V96H223ZM239 95V96H240ZM247 95V93H246ZM20 96V95H19ZM37 96V95H36ZM43 96V95H42ZM45 96V95H44ZM236 96V95H235ZM249 96V94H248ZM196 97V96H195ZM194 97V98H195ZM227 97V96H226ZM51 98V95L44 97V99H47V101ZM59 98V97H58ZM188 98V97H187ZM35 99V98H34ZM184 99V98H183ZM223 99V98H222ZM236 99V97H235ZM249 99V98H248ZM247 99V100H248ZM51 100V99H50ZM54 100V99H53ZM186 100V99H185ZM184 100V101H185ZM190 100V99H189ZM188 100V101H189ZM206 100V99H205ZM210 100V99H209ZM32 101V100H31ZM46 101V100H45ZM21 101H19L20 103ZM43 102V101H42ZM211 102V101H210ZM180 103V106H179ZM202 103V102H201ZM218 103V102H217ZM188 104V103H186ZM212 104V103H211ZM20 105V104H19ZM27 105V104H25ZM29 105V102H28ZM201 105V104H200ZM213 105V104H212ZM230 105V104H229ZM22 106V105H21ZM193 106V105H192ZM189 108V110L187 111H191V107ZM18 107V105H17ZM35 107V106H34ZM37 107V105H36ZM184 107V106H183ZM194 107V106H193ZM225 107V106H224ZM32 108V107H31ZM188 109V105L187 107H185ZM197 108V106H196ZM232 108V107H229ZM237 107H235L236 109ZM250 108V107H249ZM15 109V108H14ZM184 109V108H183ZM204 109V108H203ZM240 109V108H239ZM238 109V110H239ZM251 109V108H250ZM33 110V108H32ZM76 110V111H78ZM185 110V109H184ZM208 110V109H207ZM225 110V108H224ZM228 110V109H227ZM237 110V109H236ZM24 111V110H23ZM31 111V110H30ZM29 109H27V113H30ZM74 111V112H76ZM111 112V110H109ZM186 111V110H185ZM195 111V108L194 110ZM210 109L206 112H209ZM246 111V110H243ZM241 112L240 114L243 116L244 112ZM18 112V111H17ZM37 112V111H35ZM188 112V113H189ZM202 112V110L200 111V113ZM205 112V111H204ZM205 112V113H206ZM231 112V110H230ZM234 112V111H233ZM236 112V111H235ZM240 112V111H239ZM40 113V112H38ZM61 114V112H59ZM182 113V112H181ZM187 113V112H185ZM191 113V112H190ZM210 113V112H209ZM224 112H222L223 114ZM232 113V112H231ZM247 113V112H246ZM246 113H244L246 115ZM15 114V113H14ZM25 114V113H24ZM73 114V113H71ZM89 114V113H88ZM98 114V112H97ZM194 114V113H192ZM203 114V113H201ZM221 114V115H222ZM228 114V113H227ZM236 113H232V115L234 116ZM31 115H33L31 113ZM66 115V114H65ZM95 115V114H94ZM102 113L99 112L98 116H91L90 117V121H92L94 118H102ZM188 115V114H186ZM197 115V114H196ZM210 115V114H208ZM225 115V114H224ZM231 115V114H230ZM231 115V117L233 118V116ZM30 116V114H29ZM42 116V115H40ZM53 116V115H52ZM74 116V115H73ZM77 116V118H76ZM75 119L73 118L72 121L70 122H59L58 124H50L47 129L45 130V132L43 131L42 136L39 137L38 134H36L35 136H33L36 132L31 131L29 134L27 135H23L24 138L22 137V134H17L16 138H15V151H16V155H17V159L20 162L24 163V170L20 169L22 171V173L27 175H30V178L28 179L30 185L31 182L35 185L36 182H44L42 179L40 181H37V177L40 176L41 172H44L42 174H46L47 172L51 173L54 172L55 167L57 168V165H63L65 162H63L62 159L64 158L62 157V153L65 150H61L60 149V143L61 140H55L54 141H50L49 139V135L50 136H58V135H62L64 133H80L82 132L81 130L86 131V126L88 122H85V120H83V118L81 119V116L78 115L76 113ZM88 116V115H86ZM178 116V115H177ZM182 116V115H181ZM190 116V115H188ZM187 116V118H188ZM195 116V115H194ZM201 116V115H200ZM203 116V115H202ZM227 116V115H226ZM238 116V115H236ZM236 116L234 118H236ZM27 117V116H26ZM191 121H193V115L191 116ZM197 117V116H196ZM222 117V116H220ZM258 117V118H256ZM15 118V117H14ZM28 118V117H27ZM33 118V116H32ZM36 118V117H35ZM181 118V117H180ZM186 118V116H185ZM185 118H181L184 119ZM186 118V120H187ZM190 118V117H189ZM188 118V121H190V119ZM206 118V115H205ZM209 118V117H208ZM240 118V117H239ZM238 118V119H239ZM246 118V116H245ZM29 119V118H28ZM225 119V118H224ZM26 120V119H25ZM24 120V121H25ZM183 120V121H184ZM185 120V123L187 122ZM203 120V119H202ZM207 120V119H205ZM220 120V119H219ZM235 121V119H233ZM232 120V124L231 125H237L238 127V122H236V124H234ZM237 120V119H236ZM261 120V121H259ZM29 121V120H28ZM46 121V120H45ZM173 121V122H172ZM179 121V120H178ZM199 121V119H198ZM210 121V120H209ZM263 121V122H262ZM41 122V121H40ZM181 122V121H180ZM195 122V120H194ZM192 122V124L194 123ZM202 122V121H201ZM200 122V123H201ZM206 122V121H205ZM220 122V121H219ZM224 123V121H221ZM242 122V121H241ZM25 123V122H24ZM35 123V122H34ZM32 123V124H34ZM37 123V122H36ZM35 123V124H36ZM39 123V122H38ZM57 123V122H56ZM174 123V124H173ZM197 123V122H196ZM203 123V122H202ZM248 123V122H247ZM23 124V123H22ZM21 124V125H22ZM34 124V125H35ZM41 124V123H39ZM38 124V125H39ZM43 124V123H42ZM182 126L184 125V122L182 123ZM188 124V123H187ZM190 124V122H189ZM192 124H190V127L192 126ZM195 124V123H194ZM209 125V123H207ZM222 124V123H221ZM243 124V123H240ZM25 125V124H24ZM207 125V126H208ZM219 125V124H218ZM225 126V124H223ZM20 127V123L18 122L17 127ZM42 126V125H41ZM44 126V125H43ZM91 126V125H90ZM185 126V125H184ZM183 126V127H184ZM187 126V125H186ZM194 126V125H193ZM192 126V127H193ZM205 126V124H204ZM211 126V125H210ZM220 126V125H219ZM222 126V125H221ZM240 126V125H239ZM244 126H248V125H243ZM250 126V125H249ZM33 127V126H32ZM94 127V126H93ZM181 127V126H180ZM189 127V125H188ZM200 127V125H199ZM198 127V128H199ZM234 127V128H237ZM241 127V126H240ZM24 128V127H23ZM44 128V127H43ZM202 128V127H201ZM200 128V129H201ZM206 128V127H205ZM220 128V127H219ZM225 128V127H224ZM242 128V129H243ZM247 128V127H245ZM244 128V130H245ZM19 129V128H18ZM26 129V128H24ZM93 129V128H92ZM95 129V128H94ZM93 129V130H94ZM161 129H163V131H161ZM184 129V128H183ZM188 129V128H187ZM192 129V128H190ZM211 129V128H210ZM221 129V128H220ZM232 129V128H231ZM250 128H247L246 130H248ZM189 130V129H188ZM195 130V128H194ZM198 130V129H197ZM219 130V129H217ZM225 130H227L225 128ZM234 130V129H233ZM231 130V131H233ZM23 131V130H22ZM36 131V129H35ZM193 131V129H192ZM28 132L25 130V133ZM92 132V131H91ZM95 132V131H94ZM200 132V131H199ZM214 132V130H213ZM216 132V131H215ZM235 132V131H234ZM18 133V132H17ZM24 133V132H22ZM181 133V132H180ZM193 133V132H192ZM195 133V131H194ZM193 133V134H194ZM198 133V132H197ZM231 133V132H230ZM108 134V133H107ZM219 134V133H216ZM222 134V133H221ZM219 134V135H221ZM234 136L237 135V133H233ZM92 135V134H91ZM90 135V136H91ZM94 135V134H93ZM190 135V133H189ZM87 136V135H86ZM107 136V135H105ZM181 136L183 137L184 142H182L183 140L181 139V141L179 140V138H181ZM197 136V135H196ZM218 136V135H217ZM59 137V136H58ZM75 138H80V140H82L83 142H86V138L85 135L83 134H78L77 136H74ZM96 137V135H95ZM104 137V136H103ZM102 137V138H103ZM200 137V138H199ZM221 137V136H220ZM220 137H218L217 139H219ZM233 137V135H232ZM236 137V136H235ZM234 137V138H235ZM106 138V137H105ZM196 138V137H195ZM30 139V140H29ZM39 139V140H38ZM60 139V138H59ZM66 139V138H65ZM95 139V138H94ZM93 139V140H94ZM196 139V140H197ZM216 140V139H215ZM234 140V139H232ZM63 141V140H62ZM67 141V140H66ZM221 141V140H220ZM237 141V139H236ZM65 143V141H63ZM218 142V141H217ZM67 143V142H66ZM79 143V142H78ZM94 143V142H93ZM14 144V142H13ZM91 144V143H90ZM95 144V143H94ZM219 144V143H218ZM69 145V144H68ZM79 145V144H77ZM83 145V144H82ZM75 146V145H74ZM80 146V145H79ZM84 146V145H83ZM221 146H219L220 148ZM72 148V146H71ZM74 148V147H73ZM264 148V137L261 138H256L255 141H253V152L252 151H248V154L252 155L251 158L249 159V163H253V170L251 171V174L253 172V189L257 188L256 186H258L260 184V180L262 179L263 175H264V151L262 150ZM64 149V148H63ZM217 149V148H216ZM61 150V151H60ZM67 150V149H66ZM75 150V149H74ZM221 150V149H220ZM223 150H225V148H223ZM222 150V151H223ZM78 151V150H77ZM92 151V150H91ZM90 151V152H91ZM221 151V152H222ZM227 151V150H226ZM40 152L41 153V157H39V159H33V157H35V155ZM66 152V151H65ZM64 152V153H65ZM80 152V151H78ZM252 152V153H251ZM15 153V152H14ZM68 153V151L66 152ZM65 153V154H66ZM74 153V152H73ZM64 154V155H65ZM77 154V153H76ZM83 154V153H82ZM86 154V153H85ZM92 154V153H91ZM75 155V154H74ZM96 155V154H95ZM86 156V155H85ZM84 156V157H85ZM91 156V155H90ZM81 158V156H79ZM78 157V158H79ZM87 157L88 153H87ZM86 157V158H87ZM104 157V156H103ZM253 157V158H252ZM2 158V157H1ZM69 158V157H68ZM92 158V157H91ZM96 158V156H95ZM13 159V158H12ZM15 159V158H14ZM70 159V158H69ZM75 159V158H74ZM82 159V158H81ZM94 159V158H93ZM108 159V158H106ZM105 159V160H106ZM253 159V161H252ZM2 160V159H1ZM62 160V161H61ZM68 160V159H67ZM66 160V164L68 163ZM87 160V159H86ZM109 160V161H110ZM10 161V160H9ZM95 161V160H94ZM99 161V160H98ZM89 162V161H88ZM112 162V161H111ZM228 162L229 167L227 169V171L224 169V164H226ZM72 163V162H71ZM70 163V164H71ZM75 163V162H74ZM79 163V162H78ZM90 163V162H89ZM88 163V164H89ZM92 163V162H91ZM100 163V162H99ZM262 163V165L260 166L259 164ZM38 164V166L40 167L39 171L40 173L37 174L36 170L34 172H32V169L34 170V168H32V166H36ZM77 164V163H76ZM86 164V163H84ZM95 164V163H92ZM110 164V163H109ZM122 165V163H119ZM8 165V164H7ZM14 165V164H13ZM22 165V164H21ZM20 164L18 166H21ZM56 165V166H55ZM69 165V163H68ZM74 165V164H71ZM81 167V164H77V166ZM83 165V164H82ZM116 165V164H115ZM23 166V165H22ZM43 166V167H42ZM65 166V165H64ZM76 166V167H77ZM87 166V165H86ZM94 166V165H93ZM123 166V165H122ZM158 166V167H157ZM1 167H6V165L1 166ZM62 167V166H61ZM67 167V166H66ZM72 167V166H71ZM84 167V166H82ZM102 167V165H101ZM107 167V166H106ZM109 167V166H108ZM116 167H119L118 165H116ZM129 167V165H128ZM128 167L124 168V169H128ZM12 168V167H11ZM37 168V166H36ZM35 168V169H36ZM63 168V167H62ZM65 168V167H64ZM70 168V166H69ZM85 168V167H84ZM83 168V169H84ZM121 168V166L119 167ZM5 169V168H3ZM2 169V170H3ZM10 170V168H8ZM58 169V168H57ZM56 169V170H57ZM68 169V168H67ZM74 169V168H73ZM79 169V168H78ZM77 169V170H78ZM95 169V168H94ZM102 169V168H101ZM107 169V168H106ZM105 169V170H106ZM136 169V170H135ZM146 169V168H145ZM1 170V168H0ZM12 170V169H11ZM19 170V171H20ZM38 170V169H37ZM59 170V169H58ZM88 170V169H87ZM120 170V169H119ZM129 170V169H128ZM131 170V169H130ZM141 170V169H140ZM139 170V171H140ZM13 171V170H12ZM11 171V172H12ZM15 171V170H14ZM13 171V172H14ZM18 171V172H19ZM68 171V170H67ZM104 171V170H102ZM109 171V169H108ZM114 171V170H113ZM118 171V170H116ZM122 171V170H120ZM127 171V170H126ZM27 172V173H25ZM46 172V173H45ZM62 172V171H61ZM64 172V171H63ZM76 172V171H74ZM89 173L92 172L88 171ZM86 171L84 175V179L85 177H88L86 175H89ZM94 172V171H93ZM98 172V171H97ZM101 172V171H99ZM98 172V173H99ZM125 172V171H123ZM155 171V173H158ZM230 172V173H229ZM103 174V172H101ZM100 173V174H101ZM107 173V172H106ZM116 173V172H115ZM137 173V172H136ZM6 174V173H5ZM8 174V173H7ZM19 174V175H18ZM48 174V173H47ZM47 174L45 176H47ZM56 174V173H54ZM94 174V173H93ZM97 174V173H96ZM101 174V175H102ZM109 174V173H107ZM113 174V173H112ZM124 174V173H123ZM127 174V173H126ZM154 174V173H153ZM18 177L20 176V173H17ZM62 175V174H61ZM67 174H65L66 176ZM72 175V174H71ZM76 175V174H74ZM73 175V176H74ZM99 175V174H98ZM100 175V176H101ZM114 175V174H113ZM120 175V174H119ZM142 175V174H141ZM12 176V175H11ZM10 176V177H11ZM16 176V174H15ZM13 175V177H15ZM81 176V175H80ZM90 176V175H89ZM117 176V175H115ZM114 176V177H115ZM125 176V174H124ZM143 176V175H142ZM9 177V179H10ZM53 177V174L52 176ZM68 177V176H67ZM97 177V175H96ZM99 177V176H98ZM97 177V178H98ZM102 177V176H101ZM121 177V176H119ZM126 177V176H125ZM128 177V176H127ZM129 177V178H130ZM144 177V176H143ZM1 178V177H0ZM50 177H48L49 179ZM63 178V177H62ZM70 178V177H69ZM82 178V176H81ZM93 178V177H92ZM91 178V179H92ZM106 178V177H104ZM109 178V177H108ZM117 178V177H115ZM128 178V179H129ZM12 179V178H11ZM20 179V178H19ZM40 179V178H39ZM57 179V177H56ZM88 179V178H87ZM90 179V178H89ZM114 179V178H113ZM8 182L9 180L6 179ZM5 180V181H6ZM12 179V183L11 182H7V184H14ZM22 180V179H20ZM55 180V179H54ZM61 180V178H60ZM69 180V179H68ZM2 183V180H0ZM18 181V180H17ZM25 181V180H24ZM47 181V180H46ZM53 181V180H50ZM80 179L77 178L76 176L72 177V181H67L70 184L74 185V187H76L77 189H81V183H80ZM107 181V180H106ZM122 181V180H121ZM127 181V180H125ZM257 181V182H256ZM19 182V181H18ZM64 182V181H62ZM82 182H85L82 181ZM115 181H113L114 184ZM123 182V181H122ZM47 182H45L44 184H46ZM55 183V182H54ZM61 183V182H60ZM68 183V184H69ZM87 183V182H86ZM107 183V182H106ZM118 183V180H117ZM6 184V185H7ZM19 183H15V192H13L14 194H16V199L14 198V200H19L18 197H24L23 194H19L20 188L21 186H18ZM21 184L23 185V183L21 182ZM20 184V185H21ZM39 184V183H38ZM43 184V183H42ZM48 184V183H47ZM90 184V183H89ZM112 184V183H111ZM124 184V183H123ZM137 184V185H138ZM3 185V186H6ZM25 188L22 189H26V184L24 183ZM23 185V186H24ZM29 185V187H30ZM34 185V186H35ZM49 185V184H48ZM47 185V187H48ZM58 185V184H57ZM56 185V186H57ZM63 185V184H62ZM67 185V184H66ZM83 185V184H82ZM13 186V185H11ZM40 186V185H37ZM42 186V185H41ZM40 186V187H41ZM85 186V183H84ZM121 186V185H120ZM123 186V185H122ZM2 187V185H1ZM0 187V188H1ZM8 187H10V185H8ZM20 187V188H19ZM32 187V186H31ZM36 187V186H35ZM45 187V186H44ZM44 187L41 189L43 191ZM60 187V186H59ZM117 187V186H116ZM37 188V187H36ZM64 188V187H63ZM121 188V187H119ZM10 188H7V192L5 190V192L11 195L10 192H12V190H8ZM31 189V188H30ZM26 190L25 194H29L30 192L28 190ZM35 189V188H34ZM53 189V188H51ZM55 189V187H54ZM1 190V189H0ZM40 191V189H38ZM47 191H50L49 189H46ZM59 190V189H58ZM61 190V189H60ZM59 190V191H60ZM75 190V189H74ZM83 190V188H82ZM24 191V190H23ZM33 191V190H32ZM35 191V190H34ZM37 191V190H36ZM47 191L44 190V192L46 193ZM52 191V190H51ZM56 191V190H55ZM53 191V192H55ZM63 191V190H62ZM66 191V190H65ZM72 191V190H71ZM121 192V190H119ZM119 191L118 192V196H119ZM9 192V193H8ZM57 193H59L58 191H56ZM69 192V191H68ZM79 192V191H78ZM81 192V191H80ZM5 193V194H6ZM22 193V192H21ZM38 193V192H37ZM34 192V194H37ZM42 193V192H41ZM44 193V194H45ZM62 193V192H61ZM83 193V192H82ZM258 193L259 191H255L253 192V198L258 197ZM33 194V193H32ZM47 194V193H46ZM52 194V193H51ZM50 194V195H51ZM121 194V193H120ZM31 195V194H30ZM58 195V194H57ZM76 195V194H75ZM78 195L80 196V194L78 193ZM122 196H124V193L121 194ZM126 195V194H125ZM129 195V194H128ZM127 195V196H128ZM2 196V193L1 195ZM4 196V195H3ZM13 196V195H12ZM11 196V197H12ZM35 195H31V198H28L25 196V201L23 200V203H25V205H22V201L20 202L22 206H24V208H30L32 209L34 207V204H32L33 200L32 197H34ZM39 196H42V194ZM56 196V195H55ZM130 196V195H129ZM9 198V196H7ZM15 197V195H14ZM30 197V196H29ZM87 197V196H86ZM36 198V196H35ZM39 198V197H37ZM41 198V197H40ZM43 198V196H42ZM74 198V197H73ZM34 199V198H33ZM85 199V198H84ZM130 199V200H132ZM138 199V198H137ZM13 200V197L11 198V201ZM33 201L32 203L29 202ZM36 200V199H35ZM87 200V198H86ZM1 201V200H0ZM42 201V200H41ZM54 201V200H53ZM77 201V200H76ZM133 201V200H132ZM137 201V202H138ZM3 202V201H1ZM10 202V200L8 201V203ZM37 202V201H36ZM39 202V201H38ZM124 202H128L127 199ZM131 202V201H130ZM13 204V201L10 202ZM15 203V202H14ZM44 203V202H43ZM123 203V202H122ZM133 203V202H132ZM5 204V203H3ZM11 204V205H12ZM37 204V203H36ZM35 204V206H36ZM86 204V202H85ZM137 204V203H136ZM7 205V204H6ZM5 205V207H6ZM17 205V204H16ZM19 205V206H20ZM84 205V204H83ZM117 204H113V205H103L106 207H102V208H114L116 207ZM122 204L120 203V206ZM133 205V204H131ZM135 205V202H134ZM133 205V206H134ZM148 205V206H147ZM1 206V205H0ZM18 206V207H19ZM21 206V207H22ZM46 206V205H45ZM82 206V205H81ZM124 206V205H123ZM128 206V204L126 205ZM17 207V206H16ZM135 207V206H134ZM3 208V205H2ZM10 208V206H9ZM37 208V207H35ZM42 208H44L42 206ZM46 208V207H45ZM121 210V207H119ZM118 208V209H119ZM131 208V207H130ZM137 208V207H135ZM1 209V208H0ZM38 209V208H37ZM244 209V208H241ZM5 210H10L5 208ZM12 210V208H11ZM10 210V211H11ZM33 210V209H32ZM41 210V209H40ZM117 210V209H116ZM115 210V211H116ZM244 210H248V209H244ZM4 211V212H7ZM7 212V214H11V212ZM23 211V209H22ZM28 211V210H26ZM16 212V210H15ZM14 212V213H15ZM21 212V211H20ZM2 214V213H1ZM6 214V213H5ZM6 214V215H7ZM4 215V214H3ZM15 215V214H14ZM2 216V215H0ZM5 216V215H4ZM9 216V215H7ZM13 216V215H12ZM6 217V216H5ZM4 217V218H5ZM14 217V216H13ZM1 218V217H0ZM7 218V217H6ZM11 218V215H10ZM8 219V218H7ZM13 219V218H12ZM11 219V220H12ZM89 219V218H88ZM3 221V219H1ZM6 220V219H5ZM10 220V221H11ZM15 221V219H14ZM70 221V220H69ZM90 221V219H89ZM5 222V221H4ZM8 222V221H7ZM68 222V221H67ZM71 222V221H70ZM68 222V223H70ZM1 226H3L2 222ZM12 224V223H11ZM0 226V227H1ZM7 228V227H6ZM8 229V228H7ZM172 234H171V231ZM169 231V233H167ZM161 243V242H160ZM218 243H223L224 245L227 243L228 246L227 248H229L230 250L227 252V254L225 255H221L218 254L221 251V246L218 245ZM183 251H185L186 253H184ZM240 251V252H239ZM184 253V254H183ZM189 254V255H188ZM191 255V256H190ZM222 262V261H220ZM222 262V264H223ZM200 264V261H199Z\"/></svg>", "mask_w": 264, "mask_h": 264}, {"label": "clouds", "instance_id": "obj_3", "mask_svg": "<svg viewBox=\"0 0 264 264\" xmlns=\"http://www.w3.org/2000/svg\"><path fill=\"white\" fill-rule=\"evenodd\" d=\"M144 76L140 61H133L117 71L97 73L95 78L96 92L99 94L97 111L103 114L102 118H94L91 121L97 139H101L104 133L111 134L127 125L125 113L130 108L128 97L135 96L137 98L135 104L137 106L140 104L139 97L143 95Z\"/></svg>", "mask_w": 264, "mask_h": 264}, {"label": "water", "instance_id": "obj_4", "mask_svg": "<svg viewBox=\"0 0 264 264\" xmlns=\"http://www.w3.org/2000/svg\"><path fill=\"white\" fill-rule=\"evenodd\" d=\"M143 68H144V66H143ZM145 81H146V80H145V78H144V79H143V82L145 83Z\"/></svg>", "mask_w": 264, "mask_h": 264}]
</instances>
